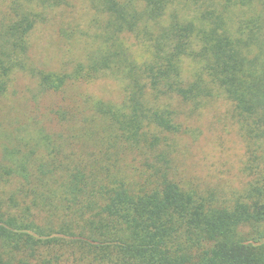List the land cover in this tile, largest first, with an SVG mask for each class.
I'll list each match as a JSON object with an SVG mask.
<instances>
[{
    "label": "trees",
    "instance_id": "trees-1",
    "mask_svg": "<svg viewBox=\"0 0 264 264\" xmlns=\"http://www.w3.org/2000/svg\"><path fill=\"white\" fill-rule=\"evenodd\" d=\"M72 1L4 0L0 99L19 75L35 85L37 107L101 79L122 98L87 100L84 121L96 129L74 110L49 109L61 132L7 135L0 264H264V0H83L84 20L59 30L69 69L35 67V31ZM216 95L232 104L245 146V183L230 200L173 178L163 146L182 132L184 112ZM75 138L94 144L105 165L76 154ZM122 150L152 157L150 172L132 181L114 173Z\"/></svg>",
    "mask_w": 264,
    "mask_h": 264
},
{
    "label": "rangeland",
    "instance_id": "rangeland-1",
    "mask_svg": "<svg viewBox=\"0 0 264 264\" xmlns=\"http://www.w3.org/2000/svg\"><path fill=\"white\" fill-rule=\"evenodd\" d=\"M72 2L73 9L69 11L70 13L67 12L65 17L59 14L60 19L41 25L35 31L30 51V60L35 67L45 71L69 69L65 54L70 44L61 40L59 30L67 28L64 24L66 21L84 20L83 11L86 8L83 0ZM4 8V0H0V17L5 11ZM176 10L182 13L178 6ZM76 47V43L73 44L72 50L75 53ZM187 70L186 68L185 71L188 72ZM34 95L33 82L30 78L19 75L14 78L8 94L0 99V158L3 146L9 141L7 135L12 136L11 134L17 130L20 133L24 127L31 129L42 127L47 132H61L62 128H59L57 119L49 109L52 111L74 110L82 127L96 129L99 126L98 122L84 121V118L91 119L87 100L102 99L120 102L122 98L117 85L107 79L88 84L69 85L62 98L60 96L40 97L41 105L38 107L34 106L32 101ZM178 121L182 125V132L166 135V142L163 144L170 157V173L173 178L188 188L201 192H214L219 199L233 198L234 194L242 190L245 183L241 174L245 160V146L232 104L224 97L216 95L198 112L192 114L184 112ZM69 124L74 130L81 128L76 120L70 121ZM70 127L69 129L72 130ZM93 140L97 142L96 139ZM73 146L75 153L86 162L95 159L105 165L97 150L94 149V144L75 138ZM115 154H117L116 157H111V163L114 165L113 172L121 174V177L128 181L136 180L139 175L149 173L147 165L155 163L152 157H149L147 162L145 157L142 158L124 150L117 151Z\"/></svg>",
    "mask_w": 264,
    "mask_h": 264
}]
</instances>
